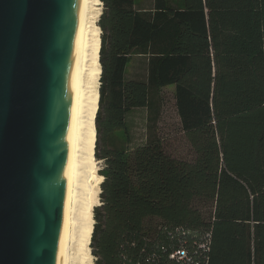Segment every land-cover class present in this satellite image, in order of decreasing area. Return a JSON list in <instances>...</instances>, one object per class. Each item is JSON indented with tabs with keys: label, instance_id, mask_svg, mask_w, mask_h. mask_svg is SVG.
Listing matches in <instances>:
<instances>
[{
	"label": "trees",
	"instance_id": "trees-1",
	"mask_svg": "<svg viewBox=\"0 0 264 264\" xmlns=\"http://www.w3.org/2000/svg\"><path fill=\"white\" fill-rule=\"evenodd\" d=\"M101 2L95 264H179L169 255L180 248L188 264H264V0ZM138 58L145 80L126 78ZM170 86L189 161L158 135ZM136 109L146 136L131 148Z\"/></svg>",
	"mask_w": 264,
	"mask_h": 264
},
{
	"label": "water",
	"instance_id": "water-1",
	"mask_svg": "<svg viewBox=\"0 0 264 264\" xmlns=\"http://www.w3.org/2000/svg\"><path fill=\"white\" fill-rule=\"evenodd\" d=\"M84 0H0V264H62Z\"/></svg>",
	"mask_w": 264,
	"mask_h": 264
},
{
	"label": "bare ground",
	"instance_id": "bare-ground-1",
	"mask_svg": "<svg viewBox=\"0 0 264 264\" xmlns=\"http://www.w3.org/2000/svg\"><path fill=\"white\" fill-rule=\"evenodd\" d=\"M97 0H84L80 30V61L68 142V165L62 200V264H93L89 239L93 210L99 206L102 177L92 161V124L100 76L96 36Z\"/></svg>",
	"mask_w": 264,
	"mask_h": 264
},
{
	"label": "rangeland",
	"instance_id": "rangeland-1",
	"mask_svg": "<svg viewBox=\"0 0 264 264\" xmlns=\"http://www.w3.org/2000/svg\"><path fill=\"white\" fill-rule=\"evenodd\" d=\"M146 1L150 2L151 0H146ZM95 5L96 8H99V11H97L96 13L97 19L95 23L96 26L98 27L99 17L103 12V4L101 0H97L95 2ZM96 31H97L96 36L99 41V36H101V31L99 27L97 28ZM126 78L145 80L146 71H145L144 58L135 59L130 63L126 71ZM99 79H98V86L100 85ZM161 98H162V107H161L160 117L157 122V131L159 138L161 139L163 147L168 155L176 159L189 161L193 158V153L181 129L180 121L176 113V108L174 105V97H173V86L163 88L161 90ZM126 123L129 130L130 147L133 148L138 145H142L145 142V136H146V131H145L146 110L136 109L131 111L126 118ZM95 134H96V130H95ZM92 161L94 164V169L96 170L97 174L102 177L101 170L103 168V161L98 160L95 157V153L94 156L92 157ZM92 260H93V264H95V259L93 256H92Z\"/></svg>",
	"mask_w": 264,
	"mask_h": 264
},
{
	"label": "built area",
	"instance_id": "built-area-1",
	"mask_svg": "<svg viewBox=\"0 0 264 264\" xmlns=\"http://www.w3.org/2000/svg\"><path fill=\"white\" fill-rule=\"evenodd\" d=\"M171 261H175L179 264H188L190 262L188 254L185 249H177L169 255Z\"/></svg>",
	"mask_w": 264,
	"mask_h": 264
}]
</instances>
